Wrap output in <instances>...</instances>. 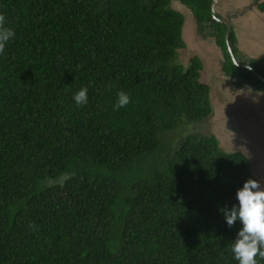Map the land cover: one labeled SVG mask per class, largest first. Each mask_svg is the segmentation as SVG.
Here are the masks:
<instances>
[{
  "label": "trees",
  "instance_id": "16d2710c",
  "mask_svg": "<svg viewBox=\"0 0 264 264\" xmlns=\"http://www.w3.org/2000/svg\"><path fill=\"white\" fill-rule=\"evenodd\" d=\"M172 1L219 48L224 77L264 93L231 60L211 0H0L16 32L0 52V264H237L241 224L219 209L252 166L200 129L210 87L199 57L178 61ZM229 42L264 78V57L244 58L234 29ZM120 90L130 102L113 110Z\"/></svg>",
  "mask_w": 264,
  "mask_h": 264
},
{
  "label": "rangeland",
  "instance_id": "374dc122",
  "mask_svg": "<svg viewBox=\"0 0 264 264\" xmlns=\"http://www.w3.org/2000/svg\"><path fill=\"white\" fill-rule=\"evenodd\" d=\"M171 7L185 17L183 39L185 48L178 51V61L188 66L192 57L203 62L201 82L210 87L212 115L200 129L214 132L221 147L242 150L249 158L252 176L264 187V93L251 88H236L225 79L222 54L213 40H204L196 32L191 12L172 1ZM216 13L233 18L237 45L244 58L264 57V14L254 0H216Z\"/></svg>",
  "mask_w": 264,
  "mask_h": 264
},
{
  "label": "clouds",
  "instance_id": "9594fccd",
  "mask_svg": "<svg viewBox=\"0 0 264 264\" xmlns=\"http://www.w3.org/2000/svg\"><path fill=\"white\" fill-rule=\"evenodd\" d=\"M15 36L14 28L5 26L4 16L0 14V52ZM245 66L251 70L250 64ZM87 92L88 89L82 87L73 94L77 106L88 103ZM129 102V94L120 90L116 94L113 110L125 107ZM236 201L230 208L219 209L229 227L237 221L241 224L231 241L230 251L237 264H261L264 260V187L257 179L248 178L236 190Z\"/></svg>",
  "mask_w": 264,
  "mask_h": 264
},
{
  "label": "water",
  "instance_id": "95a60500",
  "mask_svg": "<svg viewBox=\"0 0 264 264\" xmlns=\"http://www.w3.org/2000/svg\"><path fill=\"white\" fill-rule=\"evenodd\" d=\"M215 6H216V0H211V15H212V18L217 20L218 22L223 23L227 27L226 36H225V42H226L227 50H228V53L230 55L231 60L233 61L234 65H236L238 67H241V68L248 69L245 66L246 64L239 63L236 60V58H235V56L233 54V51L231 49L230 42H229L230 34H231V31H232L231 20L218 18L217 14H216ZM251 71L257 76V78H259L260 80L264 81V78L261 75H259L257 73V71L255 69H253L252 67H251Z\"/></svg>",
  "mask_w": 264,
  "mask_h": 264
},
{
  "label": "flooded vegetation",
  "instance_id": "af4514ba",
  "mask_svg": "<svg viewBox=\"0 0 264 264\" xmlns=\"http://www.w3.org/2000/svg\"><path fill=\"white\" fill-rule=\"evenodd\" d=\"M217 14V13H216ZM219 15V14H218ZM220 19H225V18H220ZM226 20H231V25H232V29H233V18L230 16L229 18H227ZM223 73V72H222ZM226 79V78H225Z\"/></svg>",
  "mask_w": 264,
  "mask_h": 264
}]
</instances>
